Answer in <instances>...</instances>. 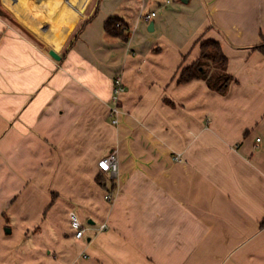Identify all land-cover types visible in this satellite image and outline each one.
I'll list each match as a JSON object with an SVG mask.
<instances>
[{
	"label": "crops",
	"instance_id": "obj_1",
	"mask_svg": "<svg viewBox=\"0 0 264 264\" xmlns=\"http://www.w3.org/2000/svg\"><path fill=\"white\" fill-rule=\"evenodd\" d=\"M65 1L33 6L43 32L12 8L50 47L0 15V264H264V0H94L64 41L89 0ZM205 40L225 65L180 82Z\"/></svg>",
	"mask_w": 264,
	"mask_h": 264
},
{
	"label": "trees",
	"instance_id": "obj_2",
	"mask_svg": "<svg viewBox=\"0 0 264 264\" xmlns=\"http://www.w3.org/2000/svg\"><path fill=\"white\" fill-rule=\"evenodd\" d=\"M103 29L108 35L120 38L123 41H127L129 38L128 26L119 17L116 16L108 17L104 21ZM199 47H200L199 57L196 59L194 63L182 69L179 77L180 82H187L195 78H205L207 75V69L211 64H219L221 66L225 65L226 58L222 53L219 42L214 40H205L200 42ZM221 79H222V83L218 86V89L221 90L227 84V77L210 76L208 78V82L210 83L212 82V80H214L215 83H217V81ZM95 179L97 183H99L103 187L106 186V180L104 175L99 173L97 174ZM108 180L110 183L109 187L112 189L114 185L111 183L110 179ZM261 225L264 226V219L262 220Z\"/></svg>",
	"mask_w": 264,
	"mask_h": 264
},
{
	"label": "rangeland",
	"instance_id": "obj_3",
	"mask_svg": "<svg viewBox=\"0 0 264 264\" xmlns=\"http://www.w3.org/2000/svg\"><path fill=\"white\" fill-rule=\"evenodd\" d=\"M43 0H0V15L4 17L9 24L16 28L22 29L26 34L29 36H32L36 39H39L40 41H43L41 38L37 37L35 34H33L29 29L24 25L23 21L20 20L15 14L12 13V8H21L20 11H25L26 13L21 14V18L26 19V21H31L32 23H35L40 26V31L43 32L45 29L41 26L39 21H37L35 18H33L35 12H33V6L39 5ZM64 0H52V7L53 11L57 10L61 3ZM69 0H66L67 2ZM71 2H76L77 0H70ZM94 0H89L86 7L83 10V13L73 20L67 22L61 29V32L59 34V37H62L65 40L69 39L70 36L75 32L76 26L82 21V18H84L90 9L92 8ZM15 5V7H13ZM23 13V12H22ZM85 15V16H84ZM48 47L52 46L51 43L43 41ZM100 174L105 175L107 177V174L104 172H101Z\"/></svg>",
	"mask_w": 264,
	"mask_h": 264
},
{
	"label": "built area",
	"instance_id": "obj_4",
	"mask_svg": "<svg viewBox=\"0 0 264 264\" xmlns=\"http://www.w3.org/2000/svg\"><path fill=\"white\" fill-rule=\"evenodd\" d=\"M155 15L154 11L145 13L142 15L143 20H145L146 22L150 21V19ZM125 90V85L124 82L122 80V78L120 76H115L112 80V87H111V93H110V106H109V115L111 117V121L112 123H117L118 121V114L120 112L119 107H118V103L120 101V96L123 93V91ZM98 165L101 169L102 172L106 173L108 175V178H113L116 173H117V169H118V165H117V156L115 151H110L109 153H107L105 156H103L99 162ZM104 198L108 201V202H112L113 201V195L111 194V192H107L104 195ZM69 220H70V225L73 229V234L75 238H81L86 230V227H84L82 225V223L80 222L79 218L77 217V215L74 212H70L69 213ZM107 227V225L105 223H101L98 225V227L96 228V230H104Z\"/></svg>",
	"mask_w": 264,
	"mask_h": 264
},
{
	"label": "water",
	"instance_id": "obj_5",
	"mask_svg": "<svg viewBox=\"0 0 264 264\" xmlns=\"http://www.w3.org/2000/svg\"><path fill=\"white\" fill-rule=\"evenodd\" d=\"M147 29L149 31H152L153 30V21H149L148 26H147ZM49 54L52 57H54L55 59H59L60 58V56L53 49H49Z\"/></svg>",
	"mask_w": 264,
	"mask_h": 264
}]
</instances>
